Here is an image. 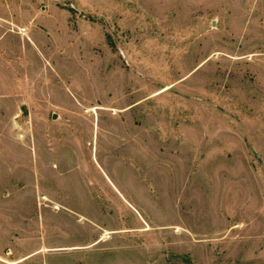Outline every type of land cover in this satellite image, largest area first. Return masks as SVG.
Segmentation results:
<instances>
[{
  "label": "rangeland",
  "instance_id": "1",
  "mask_svg": "<svg viewBox=\"0 0 264 264\" xmlns=\"http://www.w3.org/2000/svg\"><path fill=\"white\" fill-rule=\"evenodd\" d=\"M0 264H264V0H0Z\"/></svg>",
  "mask_w": 264,
  "mask_h": 264
}]
</instances>
